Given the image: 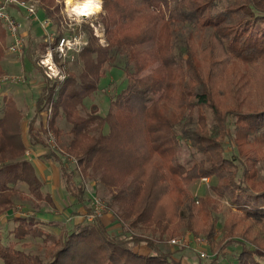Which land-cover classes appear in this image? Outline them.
Here are the masks:
<instances>
[{
  "label": "trees",
  "instance_id": "obj_1",
  "mask_svg": "<svg viewBox=\"0 0 264 264\" xmlns=\"http://www.w3.org/2000/svg\"><path fill=\"white\" fill-rule=\"evenodd\" d=\"M103 10L106 46H85L78 56L80 72L69 74L62 84L46 80L28 123L31 145L45 149L43 158L58 166L72 206L83 209L81 221L73 227L64 230L36 217L41 212L38 203L49 207L53 203L49 195L42 194L44 184L33 164L24 158L21 114L12 98H3L0 163L8 167H0V217L21 203L29 207L25 213L32 216L6 215L0 222V226L9 221L17 224L4 237L0 230V264H179L160 252L154 240L111 233L102 218L86 222L84 216L91 209L83 180L76 175V168H69L71 159L84 177L96 175L104 188L114 189L107 209L120 201L121 217H133L130 226L140 224L161 232L174 222L183 223L188 232L200 226L193 213L197 200L184 191L200 179L213 178L216 184L212 190L216 191L219 184L257 192L259 186L252 182L255 171L240 173L235 152L226 150L230 144L224 142L229 138L227 124L234 109L222 112L213 88L218 80L223 87L219 96H225L229 65L264 62V0H103ZM207 32L216 50L212 42L208 43L209 52L202 49ZM7 40V31L0 23V77ZM29 52L24 48L22 61L35 70ZM105 65L109 71L122 70L127 86L110 99L109 112L102 116L96 105L90 102L87 108L85 101L98 92ZM146 71L149 74L144 75ZM49 107L48 126L54 132L56 148L34 133L38 115ZM203 108L212 112L217 126L207 130L206 119L200 115L197 129H188L190 116ZM235 117L241 123L235 128L236 139H253L264 145V110ZM56 118L68 125L63 137V131L55 128ZM188 140L202 158L187 168L180 164L178 154L181 142ZM206 206V201L201 202L200 212L208 218ZM234 225L225 224V237H231ZM38 226L57 229L60 235L56 238L36 230ZM204 232L208 239L212 237L211 232ZM238 243L241 258L237 264H243L245 255L251 256L248 264H264L257 260L264 255L250 252L244 242ZM33 244H37L36 250H30ZM140 246L152 253L137 252Z\"/></svg>",
  "mask_w": 264,
  "mask_h": 264
},
{
  "label": "rangeland",
  "instance_id": "obj_2",
  "mask_svg": "<svg viewBox=\"0 0 264 264\" xmlns=\"http://www.w3.org/2000/svg\"><path fill=\"white\" fill-rule=\"evenodd\" d=\"M19 1L32 4L40 18H47L51 22L50 31L54 32V34H56L55 36H58L59 38H77L80 50L74 62L65 63L63 69L65 79L69 74L76 76L80 72L78 56L85 46L88 45L101 48L106 46L105 26L103 24V19L106 17V13L103 10V0H99V12L88 17H81L74 12H71L72 8L67 4V0ZM75 1L81 3L83 0ZM46 12L47 16L45 17L44 14H46ZM20 25L19 33L23 40L24 48L27 47L30 50L29 54L31 56V62L36 63L37 69L33 70L26 61L23 63L22 60H17L13 55H10L7 51L10 40H7V44L6 46L4 45L3 48V56L1 60L3 76L0 78L23 76L25 80L24 83L6 80L0 82V88L3 89L1 93H4L5 91H9L10 93L17 92L14 99L19 106L18 108L21 109V121L25 120L27 124L34 116L32 112L31 114H26V107L28 104L31 102L33 104V101H30L31 94L26 93L27 83L33 76H37L40 78L41 82H43L41 90L45 86L46 80L43 74L44 70L38 66V61L45 55L47 44L43 37L37 39L33 36L34 38L31 39L32 43L29 46L28 41H26L28 37L26 35L22 36V34L27 32L29 35L30 31H28V28L26 27L23 28L21 23ZM209 42H212V48L214 47V50H216V44L215 42L210 41V34L207 32L203 37L202 45V49L205 52H209L210 50L208 47ZM9 64L12 65V67L9 68ZM22 64L25 66L26 71H22ZM153 68H155V66ZM104 70L106 73L99 81L98 92L93 95L91 99L85 101L87 108L90 106V102L96 105L102 116L107 115L109 112L110 99H113L114 96L120 94L127 86V81L122 70L113 69L109 71V68L106 65ZM228 72L229 82L227 83L228 88L225 96H219L220 93L223 92V87H221L222 85H219L218 80H216V87L213 88V97L222 112L227 108L234 109L231 111V113L233 112V117H229V122L227 124V136L229 138H226L227 140L225 139L224 142L228 141L230 144L227 145L226 150L227 152H235L236 157L238 158V162L236 163L237 170L240 173L245 170L249 174H252V172L255 171V176L252 182L259 186L258 189H256L257 192L248 187L249 192H245L243 189L236 191L237 185L236 187L227 186L223 188L222 185L217 184L219 193L216 190H212V186H215L216 184V182L214 183L213 178L200 179L194 183L193 187H184V191L194 200L199 201V198H202L199 203H197V201L193 203L195 220H197L202 229L199 226L195 228L194 232H188L184 230L183 223L174 222L169 225L164 232H161L156 230L155 227H146L140 224H137L135 227L130 226L133 217L129 220H125L121 217L120 208L123 206V203L120 201L112 203L111 208L107 209L106 203L110 202V196L114 189L110 190L104 188L99 183L98 176L96 175H91V178L84 177L81 173V168L77 166V163L69 161L70 170L76 168V175L83 180L85 186V198L88 201V206L90 207L92 197H96L104 205L105 210L102 214L101 220H104L103 222H105L111 233H129L131 235L154 240L158 244L160 252L168 254L172 260L179 264H237V259L241 258V245L238 242L246 243L250 252H257L264 255V145L258 144L253 141V139H244L240 141L239 139H236L235 133L236 126H241V123H239L240 121L235 117L236 115H240V118H243L245 113L250 112L251 110H264V62L251 65L236 63L233 66L229 65ZM147 74H149V71L144 73V75ZM64 81V79H60L56 82L62 84ZM229 85H231L230 88ZM223 86H225V84H223ZM36 95L37 94H33L32 96L36 97ZM10 96L11 95L8 97ZM235 106H238L236 110ZM3 107L4 104L0 97V116L2 115ZM46 111L47 109L38 115L34 125V133H37L39 138L44 142L49 141L48 132H50L51 136L55 139L54 132L48 126V121L51 119V115H48ZM33 113H35V111H33ZM200 115L204 116L206 119L207 130L211 129L210 127L212 125H216V123H214L212 112L207 108H203L198 114L194 113L193 116H190L189 125L187 127L188 129H197L198 116ZM55 128L63 131L61 136L63 137L64 132L68 130V125L62 119L56 118ZM56 142L57 141H55V144ZM28 149L30 150V148ZM178 155L180 164L187 168L202 158L198 148L191 140H188L187 142L185 141V143L181 142ZM0 167L7 168L8 166H2L0 163ZM250 184L251 183H248V186H250ZM22 189L25 190L24 188ZM42 194H46L45 187L42 190ZM26 200H30L29 197H26ZM203 201L207 202L206 209L209 211L208 218L202 217V213L200 212L201 202ZM23 206V203H21L10 209L7 214L0 217V222L5 219L6 215L10 214L21 218L32 216L27 214L30 212L25 213L26 208L29 207ZM38 206L41 208V211L52 210V207H49L44 202L38 203ZM67 213L68 211L61 217L62 221L60 220V223H55L64 230L74 226L73 223H71V220H77V218L67 216ZM107 216L111 217V221H109L111 223L107 222ZM228 222L230 224H235L234 227H232L233 233L230 234L231 237H225L226 235H224V227ZM32 224L33 223H21V226H33ZM15 226H17V224L11 221L2 223L0 230L3 237L9 232V230H13ZM204 226H207L204 228L207 232H211L210 236L212 237L210 239L207 238L206 233L204 232ZM36 230H43L46 234H52L56 236V238L60 235V232L57 229L38 226ZM186 236L197 238L199 239V243L202 242L203 245L201 246H195L193 244V249L195 250L197 248L203 250L208 256L207 259H201L199 253L192 249H180L173 247L170 244L171 240L183 239ZM8 242L9 240H7V243ZM30 246V250H36L37 244ZM136 251L145 255L152 253V251L145 246L136 248ZM214 260H216V262ZM241 260L243 264H248L247 261L251 260V256L245 255ZM257 260L264 263V258Z\"/></svg>",
  "mask_w": 264,
  "mask_h": 264
},
{
  "label": "built area",
  "instance_id": "obj_3",
  "mask_svg": "<svg viewBox=\"0 0 264 264\" xmlns=\"http://www.w3.org/2000/svg\"><path fill=\"white\" fill-rule=\"evenodd\" d=\"M10 10H24L27 16L35 23L38 24L43 32L42 37L47 44V50L43 57L38 61V66L44 70V78L47 81H59L64 79V65L65 63L74 62L79 53V45L77 38H59L55 36L54 32L50 31L51 22L47 18H40L36 9L32 4L19 1V0H0V23L7 31L8 38L10 40L8 53L13 55L17 60H22L24 56V43L20 36V23L11 15ZM11 80L13 82L24 83L23 76H10L0 78V82ZM48 115H51V107L46 111ZM49 144L56 148L55 139L48 132ZM24 157L27 161H32V154L29 149L24 152ZM72 163H76L74 159L70 160ZM91 212L85 215L84 219L88 223L94 222L96 219L101 218L105 210L104 205L96 197H92L90 202ZM173 247L180 249H193V244L203 245L199 243V239L191 236H186L183 239H174L170 241ZM199 253L201 259H207L208 256L203 250L195 249Z\"/></svg>",
  "mask_w": 264,
  "mask_h": 264
},
{
  "label": "crops",
  "instance_id": "obj_4",
  "mask_svg": "<svg viewBox=\"0 0 264 264\" xmlns=\"http://www.w3.org/2000/svg\"><path fill=\"white\" fill-rule=\"evenodd\" d=\"M11 14L13 15L16 20L22 24L23 28L26 27L28 28V31H30L29 35L27 32H24L22 34L26 35L28 39L29 46L31 45V39L34 37L39 39L42 38L43 32L38 26L37 23L33 22L25 13L24 10H10ZM25 28V29H26ZM34 36V37H33ZM9 68L12 67V65L9 64ZM22 71L24 70L23 65L21 66ZM40 78L37 76H33L31 80L28 81L27 83V91L26 93L31 94V100L33 101L30 104H28L26 114H32L34 115V103L35 99L37 96L40 94L42 84ZM2 88H0V97L3 102V98H11L16 104L17 109L19 112H21L19 106L16 103V100L14 99V96L17 94V92L10 93L9 91H5L4 93L2 92ZM24 93V92H23ZM33 94H37L36 97L32 96ZM11 95L10 97H8ZM28 96L27 94H25ZM33 105V106H32ZM3 111V108H2ZM21 114V113H20ZM2 116V115H1ZM0 116V117H1ZM25 121V120H24ZM23 120H20V134H21V140L23 145L25 146L26 149L30 148L31 154H32V161H30L41 179L42 183L44 184V187L46 188V194L49 195V197L52 200L53 207L52 210H46V211H41L40 213L37 214V218L40 219L42 222H53L57 223L60 220L62 221V216H64L65 212L68 211L67 216H72L74 218H77V220L72 221L73 225L78 224L81 221V214L83 209L80 207L72 206V199L67 195L65 189H64V183L60 175V171L56 163L50 161V160H45L43 158L44 154L46 153L45 149L41 146H36L33 147L31 145L30 138L28 136V123L26 124V121L24 122ZM25 158V157H24ZM69 202V203H68ZM9 218L15 217L13 214L7 215ZM69 219V218H68ZM107 222L111 221V217L107 216ZM3 220L2 222H4ZM104 220H102L103 222ZM60 223V222H59ZM105 227L109 230V228L106 226L105 222H103ZM111 223V222H109Z\"/></svg>",
  "mask_w": 264,
  "mask_h": 264
},
{
  "label": "bare ground",
  "instance_id": "obj_5",
  "mask_svg": "<svg viewBox=\"0 0 264 264\" xmlns=\"http://www.w3.org/2000/svg\"><path fill=\"white\" fill-rule=\"evenodd\" d=\"M67 4L71 6V12L81 17L94 15L100 10L99 0H83L81 3L75 0H67Z\"/></svg>",
  "mask_w": 264,
  "mask_h": 264
}]
</instances>
